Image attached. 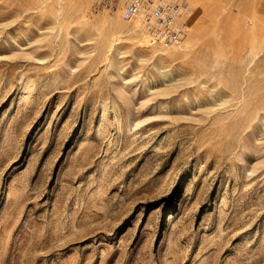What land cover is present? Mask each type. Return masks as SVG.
I'll use <instances>...</instances> for the list:
<instances>
[{
  "label": "rangeland",
  "instance_id": "obj_1",
  "mask_svg": "<svg viewBox=\"0 0 264 264\" xmlns=\"http://www.w3.org/2000/svg\"><path fill=\"white\" fill-rule=\"evenodd\" d=\"M182 1L0 0V264H264V0Z\"/></svg>",
  "mask_w": 264,
  "mask_h": 264
},
{
  "label": "built area",
  "instance_id": "obj_2",
  "mask_svg": "<svg viewBox=\"0 0 264 264\" xmlns=\"http://www.w3.org/2000/svg\"><path fill=\"white\" fill-rule=\"evenodd\" d=\"M95 11H120L121 19L138 24L153 44L178 49L187 37L188 6L182 0H89Z\"/></svg>",
  "mask_w": 264,
  "mask_h": 264
},
{
  "label": "crops",
  "instance_id": "obj_3",
  "mask_svg": "<svg viewBox=\"0 0 264 264\" xmlns=\"http://www.w3.org/2000/svg\"><path fill=\"white\" fill-rule=\"evenodd\" d=\"M258 12H259V15L264 18V8H259Z\"/></svg>",
  "mask_w": 264,
  "mask_h": 264
},
{
  "label": "bare ground",
  "instance_id": "obj_4",
  "mask_svg": "<svg viewBox=\"0 0 264 264\" xmlns=\"http://www.w3.org/2000/svg\"><path fill=\"white\" fill-rule=\"evenodd\" d=\"M138 27H140L138 24H136Z\"/></svg>",
  "mask_w": 264,
  "mask_h": 264
}]
</instances>
